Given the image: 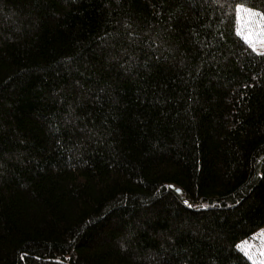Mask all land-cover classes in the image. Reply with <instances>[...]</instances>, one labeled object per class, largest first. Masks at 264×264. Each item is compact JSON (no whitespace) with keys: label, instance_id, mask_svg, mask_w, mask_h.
Segmentation results:
<instances>
[{"label":"trees","instance_id":"1","mask_svg":"<svg viewBox=\"0 0 264 264\" xmlns=\"http://www.w3.org/2000/svg\"><path fill=\"white\" fill-rule=\"evenodd\" d=\"M238 4L264 17L0 0V264H256L239 242L264 226V52Z\"/></svg>","mask_w":264,"mask_h":264},{"label":"rangeland","instance_id":"2","mask_svg":"<svg viewBox=\"0 0 264 264\" xmlns=\"http://www.w3.org/2000/svg\"><path fill=\"white\" fill-rule=\"evenodd\" d=\"M238 31L256 50L264 52V17L253 7L238 4L236 9ZM260 164L256 171L259 172ZM232 201V200H231ZM226 201V203H229ZM209 201H201L194 205H209ZM239 248L256 264H264V226L250 237L239 242Z\"/></svg>","mask_w":264,"mask_h":264},{"label":"water","instance_id":"3","mask_svg":"<svg viewBox=\"0 0 264 264\" xmlns=\"http://www.w3.org/2000/svg\"><path fill=\"white\" fill-rule=\"evenodd\" d=\"M177 191L180 192V189L178 188Z\"/></svg>","mask_w":264,"mask_h":264}]
</instances>
